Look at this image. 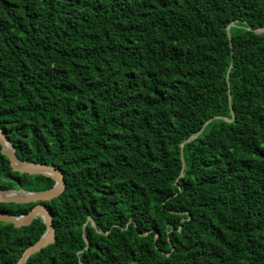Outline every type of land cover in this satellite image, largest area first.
<instances>
[{"label":"trees","instance_id":"1","mask_svg":"<svg viewBox=\"0 0 264 264\" xmlns=\"http://www.w3.org/2000/svg\"><path fill=\"white\" fill-rule=\"evenodd\" d=\"M257 29L264 0H0V130L66 183L44 203L55 241L26 264H264ZM53 185L0 152V191ZM45 230L0 222V264Z\"/></svg>","mask_w":264,"mask_h":264},{"label":"water","instance_id":"2","mask_svg":"<svg viewBox=\"0 0 264 264\" xmlns=\"http://www.w3.org/2000/svg\"><path fill=\"white\" fill-rule=\"evenodd\" d=\"M235 24L231 23L226 28V35L228 37L229 42L231 41L230 37V28L234 27ZM255 34H261L264 32V29H257L253 31ZM231 47V42L229 43ZM232 64L229 65L227 73H226V81L229 82V72L231 70ZM228 103L230 106V114L231 118L219 117L224 122H231L233 120V113L230 104V94L228 92ZM214 118L208 120L203 124V126L189 139H187L184 143L191 142L197 136H199L204 128L213 120ZM0 152L8 159L10 168L13 172L27 174L29 176L41 175L44 177H48L54 181V185L47 190L37 191V192H26L22 190L20 187L17 189H9L0 191V203H14V204H29L35 203L33 208L25 215L11 216L7 215L3 212H0V222L12 224L14 228L27 227L29 226L33 220L36 218H41L44 223L46 230L43 235L32 245L28 246L19 257L16 264H26V261L32 255L39 253L42 249L46 248L49 245H52L55 241V229L52 225V215L48 208L44 203L51 201L54 198L60 196L66 186L64 176L59 168L54 166H49L42 163H35L29 161H23L16 157L15 148L12 146L11 142L6 138V134L3 130H0ZM182 162V171L185 169V164L181 155ZM90 218L88 217L82 227V238L86 242L88 246V242L86 240V236L84 234V229L88 224ZM99 234L102 232L98 231ZM171 250H173L171 248Z\"/></svg>","mask_w":264,"mask_h":264}]
</instances>
